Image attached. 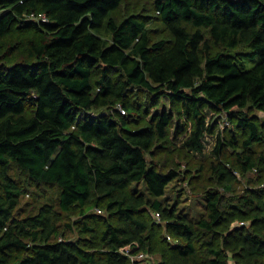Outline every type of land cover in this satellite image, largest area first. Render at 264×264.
Listing matches in <instances>:
<instances>
[{"label":"trees","instance_id":"trees-1","mask_svg":"<svg viewBox=\"0 0 264 264\" xmlns=\"http://www.w3.org/2000/svg\"><path fill=\"white\" fill-rule=\"evenodd\" d=\"M125 1L0 0V38L14 25L43 34L28 37L29 62L0 64V264H141L133 257L155 253L154 264H197L202 239L211 264H257L264 155L253 149L263 138L248 111L264 112V0H153L170 35L158 41L142 18L112 17ZM204 106L231 124L211 171L236 197L207 190L206 215L194 223L164 198L180 172H161L149 155L184 130L182 115L193 121L183 145L201 152L214 132ZM237 169L256 174L238 194Z\"/></svg>","mask_w":264,"mask_h":264},{"label":"rangeland","instance_id":"rangeland-1","mask_svg":"<svg viewBox=\"0 0 264 264\" xmlns=\"http://www.w3.org/2000/svg\"><path fill=\"white\" fill-rule=\"evenodd\" d=\"M129 15H135L145 21L152 41L162 39L168 40L170 38L168 31L157 17V13L153 7V0H128L123 2L112 13V17L117 21H120ZM33 21L38 22L37 20ZM42 36L43 34H41V30H35L30 26L22 28H19V26L16 25L12 26L10 31L4 37L0 38V64L7 65L17 60L29 62V56L26 54L25 50L28 37H33L35 41H38ZM257 61L258 58L247 61L245 63L246 68L252 67ZM164 104L168 106V103L165 102ZM203 112L206 115V123L210 128H214V132L205 133L203 137L204 148L201 152L187 150L183 145L193 126V121L182 115L179 117V120L183 125L184 130L178 135L171 133L168 135L166 141L157 142L152 148L154 155H149L150 160L154 162L157 169L161 172H166L170 169H176L180 172L179 178L168 185L164 198L170 205L176 206L178 212L186 215L194 223H197L199 219L206 215L207 190L214 189L220 191L219 193L224 197V201H232L234 200L233 198L236 197L235 192H224L219 188L216 177L211 171V165L218 160L217 155L214 153L217 138L220 136V139L224 142L230 140L232 137L230 132L231 124H229V120H227L226 116L208 108L207 106L203 107ZM248 113L253 116V120L256 122L258 130L263 138L262 145H253V149L255 150L256 155L260 152L264 155V112L255 108H250ZM239 132L240 131H236L235 139L239 138ZM226 152L228 153V158H230L231 161L233 160L232 162L237 166V162L234 161V151L227 148ZM9 172L20 181L26 179L25 174L15 166H12ZM254 178H256L255 173L248 172L243 176L237 169L238 183L235 186L237 194L245 186H255V182H252ZM134 187L143 191L141 184L134 185ZM38 193H44L46 196H51L52 194H55V191H45L40 187L37 189L36 194ZM32 195L35 196L33 190L32 193L23 198V202L30 200ZM90 213L99 214L101 216L105 215L103 211L99 213L98 208H92ZM146 215L155 223L159 224L153 211L148 209ZM78 218V208H73L71 212L65 215L64 221L73 224ZM63 224L64 222L62 223V227H64ZM158 224L157 226H160L158 231L159 234L165 238L168 244L173 243V240L167 238L164 224ZM203 240L204 239L196 242V247L199 250L198 254H201L197 258V264H211L209 260L210 258L204 253L202 254V250L205 247ZM142 259L144 260L141 261V264H154L160 260V256L157 253L149 255L144 254ZM257 264H264V260L257 262Z\"/></svg>","mask_w":264,"mask_h":264},{"label":"built area","instance_id":"built-area-1","mask_svg":"<svg viewBox=\"0 0 264 264\" xmlns=\"http://www.w3.org/2000/svg\"><path fill=\"white\" fill-rule=\"evenodd\" d=\"M29 18L32 20H37L38 22H45L47 20V18L44 14H39V15L31 14L29 16ZM156 217H158L157 213H156ZM143 257H144V254H138V255L134 256L133 258L134 259H142Z\"/></svg>","mask_w":264,"mask_h":264}]
</instances>
